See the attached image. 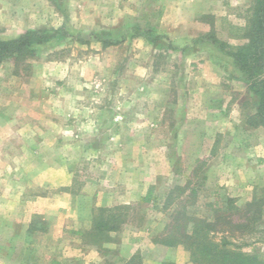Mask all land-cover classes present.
Masks as SVG:
<instances>
[{
	"label": "rangeland",
	"instance_id": "374dc122",
	"mask_svg": "<svg viewBox=\"0 0 264 264\" xmlns=\"http://www.w3.org/2000/svg\"><path fill=\"white\" fill-rule=\"evenodd\" d=\"M250 9L251 0H0V39L29 29L54 35L22 61H0V116L31 111L13 105L30 100L34 114L60 120V127L49 126L48 132L64 136L60 147L66 150L71 179L61 235H50L52 226L41 214L23 222L27 203L44 192L27 185L29 180L23 190L21 179L42 161L16 150V141L0 140V147L15 153L0 156V171L10 161L25 170L17 174L23 195L16 205L8 202L16 174L0 173V264L19 259L21 264H49L63 244L81 248L70 250L66 264H94V246L99 264H126L132 257L130 264L144 259L194 264L183 245L153 241L159 247L150 246L163 235L174 208L212 218L206 203L216 195L231 197L239 209L253 197L264 200V128L244 124L254 112L255 97L227 55L210 41L196 39L213 30L230 46L244 43L233 37L230 25H245ZM52 148L45 150L43 162H57ZM94 180L98 186L106 180L115 192L127 186L133 200L97 205L100 187L94 195ZM184 185L186 192L175 190L167 204L170 190ZM193 186L197 195L188 196ZM151 187L150 201L142 200ZM115 205H128L124 222L110 233L111 241L93 244L82 233L91 228L95 209ZM262 208L256 233H223L236 244L260 238L256 246L264 256ZM22 228L25 233L12 235ZM124 235L141 239L129 258L114 247ZM242 248L249 251L251 245Z\"/></svg>",
	"mask_w": 264,
	"mask_h": 264
},
{
	"label": "trees",
	"instance_id": "16d2710c",
	"mask_svg": "<svg viewBox=\"0 0 264 264\" xmlns=\"http://www.w3.org/2000/svg\"><path fill=\"white\" fill-rule=\"evenodd\" d=\"M230 31L233 37L244 39L245 42L230 46L218 39L213 30L196 39L199 42L210 41L231 59L233 67L247 81L248 88L256 100L254 112L245 117L244 124L264 128V0H251L250 15L246 24L243 26L231 24ZM53 36L46 29H29L13 38L0 39V61L5 59H11L14 63L22 61L34 52L35 47ZM198 162L201 163L202 160ZM200 168L194 169V173ZM173 188L166 198L167 204L171 202L175 190L179 195H183L187 189L185 185ZM151 190L152 187L142 200L150 201ZM187 193L188 196L194 197L197 195V188L193 186ZM206 204L214 211L212 218L189 215L183 206L181 209L174 208L163 229V235L153 238L152 241L170 247L183 245L189 251L190 261L194 264H264V256L256 246L263 240L254 236L251 242L236 244L228 239L229 235L232 236L237 231L241 234L256 233L255 224L260 219L264 200L253 197L244 204L243 209H239L233 204L231 197L227 196L225 200H221L216 195L213 202ZM127 208L128 205L97 207L91 228L82 234L89 236L95 245L111 241L110 233L120 228L125 220L124 211ZM217 232H228L229 235L223 233V236L216 239ZM245 245H251V249L244 251L242 246ZM132 259L133 257L125 263L130 264Z\"/></svg>",
	"mask_w": 264,
	"mask_h": 264
},
{
	"label": "crops",
	"instance_id": "0c3cea01",
	"mask_svg": "<svg viewBox=\"0 0 264 264\" xmlns=\"http://www.w3.org/2000/svg\"><path fill=\"white\" fill-rule=\"evenodd\" d=\"M239 26H243L244 23H238ZM30 93H33L32 91ZM31 98V97H30ZM34 102H30V100H27L25 103L22 101H15L13 104L14 107L18 108L20 105H26L25 109H30L31 111L28 112H22L20 114L16 113L14 117H4L0 116V140L1 141H16V144H13L14 148L16 150H22L25 149V155L32 157V160L34 161V158H39L38 161H42L41 166L37 168V170L32 166L31 168H28L30 170L31 176L27 177V179L22 178V189L24 190L27 186L25 185V181L27 182V185L30 183H34L38 185L39 187L43 188V194L37 195L36 197L32 198V201L27 203L28 207L30 208L28 214H24L22 216L23 222H28L31 219V216L33 213H38L43 216L44 219L48 220L50 222V235H61L63 232V226L64 222L67 220V211H68V203L71 199V194L68 191L67 187L70 186L71 179L68 178V169L67 164L65 161L66 156V150L63 148L61 150L60 142L61 138L64 136H61V133L58 132L55 135H50L48 132L49 126L50 127H60V120L57 121L53 119H48L44 115H36L34 114ZM65 125V124H64ZM4 126H10L7 130V127L4 128ZM65 127V126H64ZM60 131V130H59ZM65 133V131H64ZM251 136V134L249 135ZM248 136V137H249ZM57 137V138H56ZM248 139L245 138L244 142L247 143ZM36 142H41L40 144H36ZM43 142V143H42ZM50 142V143H49ZM57 142V144L55 143ZM46 146V148L44 147ZM49 145H51L53 148V151H57L58 160L57 162H43L45 155L47 152H45L46 149L49 148ZM12 146V147H13ZM8 147V146H7ZM7 147L3 145V147H0V156L6 155V153H9L10 156L12 154H15L14 152L11 153L8 151ZM20 147V148H19ZM57 148V149H56ZM18 154H21L20 152L16 153V156ZM62 158V159H61ZM1 164V163H0ZM5 167L3 171L9 173L10 175L16 174L15 179L12 182L13 185L12 191H11V198L9 199V203L16 205L18 204L19 197L22 194L23 190L20 189V178L17 176V174L22 171V173L25 171L24 169H21L19 164H15L13 161H10V163H7V165H2ZM6 170V171H5ZM37 174V175H36ZM0 181H2L0 179ZM104 184L102 186H98L99 180H94V195L96 194L95 189L99 188V191L97 190V205L99 206H110L112 204H116L117 201H121L123 203H129L131 202V191L127 190V186H123L119 188V191L115 192V189L111 190L108 189V183L105 180L103 182ZM107 183V184H106ZM0 183V188H1ZM103 186H107L106 188H103ZM124 188V189H123ZM126 188V189H125ZM1 190V189H0ZM6 199H2V201H5ZM31 200V199H30ZM52 222V224H51ZM54 222V223H53ZM61 224V225H60ZM25 229L22 228V230L15 231L12 230L13 234L19 236L21 233H25ZM147 232L143 231V240L147 237ZM140 238L135 239L130 238L129 236H122L120 243L116 244V246L119 248L120 251V257L123 258H129L132 254H134L137 250V242L140 241ZM106 247H112L110 245H105ZM150 246L156 250L159 246L154 244L151 240ZM66 244H63L62 246L59 245L56 248L57 257L52 259L49 264H66L64 261L66 260L65 256L70 254V250L73 251H80L81 248H75L71 246L68 248ZM168 247H165L167 249ZM69 253V254H68ZM21 259L16 262V264H21ZM100 256L98 253L97 248L94 246V264H99ZM143 263H149V264H159L157 261L152 260H143ZM1 264H5L2 262Z\"/></svg>",
	"mask_w": 264,
	"mask_h": 264
}]
</instances>
